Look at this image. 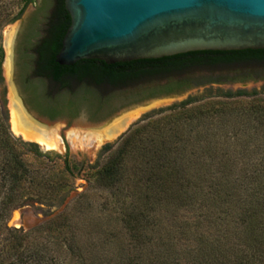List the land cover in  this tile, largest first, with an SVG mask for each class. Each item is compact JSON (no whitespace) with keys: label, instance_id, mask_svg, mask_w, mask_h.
<instances>
[{"label":"trees","instance_id":"obj_1","mask_svg":"<svg viewBox=\"0 0 264 264\" xmlns=\"http://www.w3.org/2000/svg\"><path fill=\"white\" fill-rule=\"evenodd\" d=\"M59 1L57 22L52 21L47 35L31 49L32 55L28 50L35 36L37 19L29 23L17 63L24 102L31 110L51 120L77 116L82 111L93 118L103 117L128 102L183 93L193 86L195 75L187 70L194 66L264 61V50L206 51L110 66L88 60L72 67H61L54 62V56L60 49L70 18L64 9V0ZM48 3L44 0L38 13H43ZM1 64L0 49V213L6 217L13 209L23 206L31 195L40 202L56 198L66 179L63 175L48 176L36 171L25 161L27 151L35 157L43 155L37 145L15 139L10 132ZM161 76L166 79L131 93L123 91L129 84ZM251 102V109L261 116L264 108L259 106L264 105V101ZM131 144V138L126 140L115 158L98 170L99 182L113 185L121 179V163L125 154L133 149ZM147 150L153 160L152 163L147 161L152 165L147 181L152 185L153 194L145 193L144 205L124 220L133 244L128 239L117 248H111L112 243L106 245V249L112 251V254L108 252L110 257L106 264H264L263 175L249 178L234 173L218 175V170L212 171L218 169V160L212 156L206 159L203 155L186 159L184 144L166 145L161 141ZM173 152L177 155L172 156ZM205 152L217 156L215 151ZM64 164L67 172L65 161ZM171 176L173 180L169 179ZM232 178L240 179L242 185L248 180V191L242 187L241 191L231 188ZM175 179L183 191L173 190L171 186ZM206 183L209 185L204 191L203 184ZM179 204L186 205L187 213H191L187 220L177 217V206H182ZM165 215L174 216L169 219V227H164ZM5 230L6 237L0 245V264L59 263L51 255L47 243L37 242L38 238L29 241V235L21 230L7 227ZM97 257L94 255L92 261ZM98 261L102 264L99 257ZM72 264L86 263L80 260Z\"/></svg>","mask_w":264,"mask_h":264},{"label":"rangeland","instance_id":"obj_2","mask_svg":"<svg viewBox=\"0 0 264 264\" xmlns=\"http://www.w3.org/2000/svg\"><path fill=\"white\" fill-rule=\"evenodd\" d=\"M40 3L41 0H0L1 74L5 110L13 138L37 145L38 151L43 155L39 158L27 151L24 159L29 166L48 176L63 175L66 180L63 190L56 198L40 202L36 196L31 195L23 206L13 209L6 217L0 213L1 246L7 227L28 234L29 241L38 238L37 242L47 243L51 248V255L58 259V264H72L80 260H84L86 264H99L98 257L102 264H106L110 257L108 252L112 254L109 248L106 249V245L112 243L110 247L117 248L122 246L123 241L129 239L131 242L124 220L127 215L138 211L144 205L142 203L145 193H150L151 196L153 194L152 185L147 181L152 166L147 161L152 163L153 160L147 148L158 145L161 141L166 142V145L173 142L184 144L186 159L201 158L200 155L211 159L212 156L218 160V169H212L213 172L218 170V175L234 173L239 177L249 178L259 174L264 177V111L261 116H257L250 105L256 99L264 101V61L194 66L187 70L195 75L193 86L188 91L128 102L98 118L82 111L77 116L51 120L31 110L24 102L29 112L41 124L29 119L31 123L37 130L52 137L53 143L58 142L53 149L45 150L35 140L14 132L11 129L12 107H9L3 69L6 47L8 38L13 36L12 74L22 98L17 63L23 37L29 23L36 18L37 29L28 50L32 55L31 49L45 35L54 0L43 13H38ZM28 73L31 74V70ZM165 76L129 84L123 91L131 93L139 87L149 86L152 82L164 81ZM173 96L183 97L177 103H163L138 116L128 129H123V133L121 131L119 137L117 135L99 145L86 141L93 133H100L98 127L117 117L122 111H130L147 102ZM259 108H264V105ZM166 118L169 121H165ZM135 132L138 134L133 135ZM130 138L133 149L123 157L121 179L113 185L99 182L98 170L115 158L118 149ZM173 147L171 150L174 151ZM205 151L217 152L216 158L213 157L215 153L209 155ZM176 155L172 153V156ZM64 161L67 163V172ZM169 179L173 180L174 177ZM230 184L237 191H241V187L247 191L250 188L248 180H244L242 185L240 179L232 178ZM178 185L181 184L175 179L171 187L173 190L183 191ZM203 185L205 191L209 184ZM182 206H177V217L187 220L190 212L187 213L186 205ZM165 216L164 227H169V219L174 216ZM153 238L155 240L156 237ZM94 255L98 257L92 261Z\"/></svg>","mask_w":264,"mask_h":264},{"label":"water","instance_id":"obj_3","mask_svg":"<svg viewBox=\"0 0 264 264\" xmlns=\"http://www.w3.org/2000/svg\"><path fill=\"white\" fill-rule=\"evenodd\" d=\"M64 7L70 25L54 56L61 67L88 60L110 66L194 52L264 50V0H64ZM12 55L8 43L3 69L9 107L39 123L14 84ZM182 97L122 111L98 132L119 137L138 116Z\"/></svg>","mask_w":264,"mask_h":264},{"label":"bare ground","instance_id":"obj_4","mask_svg":"<svg viewBox=\"0 0 264 264\" xmlns=\"http://www.w3.org/2000/svg\"><path fill=\"white\" fill-rule=\"evenodd\" d=\"M13 40V36L8 38V43L11 44ZM10 123L11 129L21 134L25 138H31L39 143L45 149H53L57 147L58 142H52L53 138L48 136L45 132L41 130H37V128L31 123L29 118L25 116L23 113L19 112L17 109L11 108L10 112ZM121 128V127H120ZM109 129V128H108ZM122 129V128H121ZM106 131V130H105ZM103 131V132H105ZM101 133H93L90 135L86 141L97 143L98 145L106 140H111L113 138L103 137ZM85 140V139H84Z\"/></svg>","mask_w":264,"mask_h":264},{"label":"flooded vegetation","instance_id":"obj_5","mask_svg":"<svg viewBox=\"0 0 264 264\" xmlns=\"http://www.w3.org/2000/svg\"><path fill=\"white\" fill-rule=\"evenodd\" d=\"M43 1L44 0H41V3H40V5H39V7L38 8H40L41 7V5L43 4ZM49 1V3H48V5L50 4V2L52 1V0H48ZM59 0H54V6H53V9H52V11H51V14H50V16H49V19H48V23H47V25H46V30H45V35H44V37L47 35V30H48V28L51 26V23H52V21H54V23L55 22H57V19H58V6H59ZM47 7V6H46ZM64 9H65V7H64ZM66 11V10H65ZM67 13V12H66ZM56 14V15H55ZM53 15L55 16V18H53ZM69 16V15H68ZM43 37V38H44ZM30 71V70H29ZM31 120V119H30ZM32 121V120H31Z\"/></svg>","mask_w":264,"mask_h":264}]
</instances>
